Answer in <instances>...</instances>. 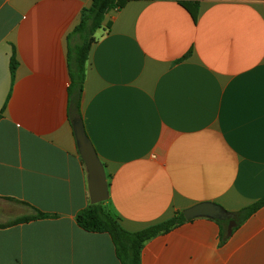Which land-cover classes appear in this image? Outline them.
<instances>
[{"label":"crops","instance_id":"obj_1","mask_svg":"<svg viewBox=\"0 0 264 264\" xmlns=\"http://www.w3.org/2000/svg\"><path fill=\"white\" fill-rule=\"evenodd\" d=\"M182 2L198 4L196 23ZM91 4L0 0V264H121L108 234L76 220L90 197L69 35ZM94 39L80 116L127 231L264 198V0H129ZM32 208L52 217L17 223ZM219 222L147 241L141 264H264V206L225 241Z\"/></svg>","mask_w":264,"mask_h":264},{"label":"trees","instance_id":"obj_2","mask_svg":"<svg viewBox=\"0 0 264 264\" xmlns=\"http://www.w3.org/2000/svg\"><path fill=\"white\" fill-rule=\"evenodd\" d=\"M129 0H92L89 8L81 12L79 25L69 35L70 49L68 53L69 74L71 86L69 95L71 103L76 107L78 115H81V96L85 78V65L93 43L95 42V33L103 27L107 14L113 9L123 8ZM181 5L189 11L193 21L196 23L198 18L199 6L197 3ZM77 39L76 45L72 44L73 39ZM17 67L15 56L11 59V72ZM74 117L72 116V120ZM264 206V198L254 203L252 206L233 213L234 217L220 221L221 224H227V229H223L222 238L225 241L237 228L243 225L247 219ZM33 214L23 217L17 223H27L34 220L51 218V215L45 214L35 208H32ZM78 226L89 233L108 234L116 249V255L121 264H141V252L144 244L161 235L168 233L173 228L184 224L187 220L183 212L177 213L174 217L164 222L151 225L138 232L127 231L121 223L120 218L107 210L104 203L91 204L81 210L76 217Z\"/></svg>","mask_w":264,"mask_h":264},{"label":"water","instance_id":"obj_3","mask_svg":"<svg viewBox=\"0 0 264 264\" xmlns=\"http://www.w3.org/2000/svg\"><path fill=\"white\" fill-rule=\"evenodd\" d=\"M72 126L79 154L87 171L88 190L91 204H100L109 200V187L105 166L87 135L82 116L72 120ZM187 221L195 218H209L226 221L234 217L220 205L210 202L199 203L183 211Z\"/></svg>","mask_w":264,"mask_h":264}]
</instances>
